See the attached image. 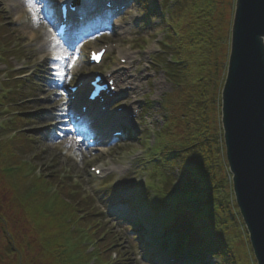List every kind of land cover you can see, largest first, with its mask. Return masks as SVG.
I'll list each match as a JSON object with an SVG mask.
<instances>
[{"label":"rangeland","instance_id":"1","mask_svg":"<svg viewBox=\"0 0 264 264\" xmlns=\"http://www.w3.org/2000/svg\"><path fill=\"white\" fill-rule=\"evenodd\" d=\"M161 1L131 0V8L118 21L123 31L120 30L117 33H112L111 31L103 32L86 42L93 43L102 40L98 44L110 42L118 45L119 49L126 50L130 46V48L132 47V52H139L138 62L140 65L137 74H140L138 80L141 86L135 95V99L132 101L136 107L140 108L141 114L137 121V130L130 136L131 142H118L111 147L96 148L87 153L83 149V146L75 143L74 137L72 138V143L75 147L69 146L64 148L62 146L61 134L55 128H50L49 126L54 115L50 116L49 114L47 116L46 114H40L43 120H39L38 115L34 113L32 114L34 118L31 119V122L19 129L18 122L20 123L24 118H17L14 113L22 112V110L13 109L18 104L19 95L23 94L26 96L24 100H27V104L31 105L30 107L33 109H37L36 105L38 104L36 101L38 99L42 101V98H47V102L55 101L56 105L60 104L63 99H66L65 92H62V90H65L64 80H57L54 73L62 70L66 76L68 73L66 69L68 60H53V56L61 57L60 53H44L46 51L42 52L40 50L46 44L44 39L45 34L47 35L48 32H51L50 34L52 35V29L49 31L51 27L45 28L47 23H44V19H41L39 23H35L27 8L22 9L11 0H0V28L5 25L7 26L6 32L0 31V38L1 41L5 37L10 39V41H7V47L2 45V42L0 43V54L6 52L8 54L6 60L0 57V99L6 93L15 92V96L12 99H9L8 96L9 100L7 99L5 103L0 100V264H63L59 260V254L62 249L57 253L59 259L54 255L48 254L45 250L52 246L51 243L47 245L43 242L42 234L47 232V226L40 219L44 212L43 208L39 209V207H36L40 196L39 194L35 195V192L40 190V188H36V186L31 184L25 186L26 184H23L21 181L22 176L40 180L36 176L37 174L44 176V179H50L51 176L56 175L55 179H59L60 186L57 187L50 181L52 185L49 188L52 187L51 189L56 187L59 190L60 187H66L74 195L83 194L85 197L93 198L94 204L92 203V205H95L98 209L96 213H100V215L92 217L95 221L92 224L96 223V227H93L94 230L98 228L103 229L105 235L100 237L102 240L108 239L111 241L110 238L113 234L117 237L118 243H115L114 246L108 248L106 251H103L98 246L96 240L84 241L83 239V245L86 243L85 246H82L83 249L81 248L83 263L115 264L121 260L120 256H122V264H146L143 258L145 252L142 250V248L146 250L144 243L147 242L148 244L151 242L148 240L150 239L149 236L154 237L157 235L156 233H162L164 226L161 221V215L150 212L151 207L158 201L156 196L163 194L161 191L164 187L163 180L165 177H170V180H178L177 176H179L178 169L170 165L164 167L163 171H160L158 175L152 174L151 162L146 163L151 161L155 154L150 152L153 155L149 156V151L156 145L155 142L158 140L157 137L160 133L162 135L160 142L162 149H178L177 145H181L184 140L182 106L187 101L181 89L169 81L168 76H166L163 70V66L158 65L159 62L169 57L166 54H161L160 57L156 55L158 49L163 47L161 42L165 36L161 26H159L160 18L158 16H145V8L151 5L153 8L159 10ZM236 1L214 0L211 9L213 15L212 22L217 26L216 29L221 28L222 33L227 37V44L224 47L223 55H225V48L229 51L228 59L227 56H220L219 58L220 70L216 71V74H218L219 79L217 78V80L220 82H218L220 88L214 91L215 94L219 95V103H217L218 100L215 101V105L212 106L210 113L212 123H217V127H219V124L222 131V93L228 75L231 51V36L228 38V35H231ZM35 2L41 8V12L38 15L52 10L55 6V1L50 3L47 0H42V3H39V1L35 0ZM45 5H48V7L45 8ZM177 17L175 22L181 24L178 34L180 38L171 41L174 45L171 52L176 54L177 48H184L183 51L181 49L183 53H179V55L177 53V56L186 60L188 59L186 52L190 49L188 45L189 40L186 39V24L189 18L186 16L182 18ZM217 23H221L222 26H219ZM33 34H36L34 39L30 38ZM216 34L218 33L216 32ZM85 54L83 45L78 48L76 53H72V55H76V74L72 84H75L84 74L92 71L86 65ZM72 60L74 61V59ZM151 60H154L153 65ZM141 63L143 64L141 65ZM26 66L29 68L27 71L18 72L19 68ZM109 66L111 67L110 70H112V65L110 64ZM26 72H29L30 77L23 78L20 85L18 83L19 76L26 74ZM5 84H9L10 86L6 88ZM60 93H63V95H60ZM24 100L22 103H25ZM165 100H168L167 109L162 107ZM45 104L48 106V103ZM168 113L171 115L170 121L165 126L163 120ZM39 125L42 128L38 129ZM8 128H11L10 131L5 132ZM22 130H25L26 134ZM24 136H30L33 139L31 142L33 146L32 153L20 157L21 159L18 161H13L12 153H18L15 152L13 145L22 144L20 143V139ZM219 142H222L221 150L224 149L225 153L224 155L222 152L220 154L222 173L218 177L224 180L222 186L224 187V194H228V197L227 201L222 203L224 213H220L221 218L216 219L219 222H222V220L226 221L228 224L227 235L224 234V237L228 241L231 257L236 258L237 264H257L249 243V233L244 225L241 214L237 213L239 212V208L237 205L232 206L231 198L234 197L233 175L229 171L226 162L225 141L220 140V136ZM145 160H147L146 163L144 162ZM97 162L103 164V173L108 177L102 181L107 182V185H104L96 177H91L87 174L88 169ZM13 167H16V169ZM124 168H130L131 175H129V178H123L122 173ZM132 178L140 181V185L135 189L132 198H141L147 189L151 192L150 202H148L150 204L142 202L136 206L134 205V211L140 217V221L150 225L153 223V226H155V233L145 236L148 239H145L143 246L142 244L140 246L136 237L137 234L135 235L134 232H131V226L117 217V214L123 210L119 208L118 204L111 205L109 202L112 190L117 186L119 188L125 187ZM47 188L38 192L47 194ZM49 188L48 190H50ZM224 194L221 193L220 198L223 199L225 197L226 199V195ZM35 197H38V199L36 198V200ZM47 200L48 203L43 201L42 204L47 203V207L51 208L50 211H53L55 208L54 200L52 198ZM50 211L48 212L49 217L52 221H55V216ZM114 212L115 214L112 215ZM65 218L67 219L68 217ZM65 218H63L62 224L67 227V220ZM82 218H84L83 214L78 216L74 221L71 220V224L68 225L69 230L71 229L72 231V227L75 226V232L85 230L87 233L90 232L91 226L86 229L80 223ZM158 224H161V226ZM85 239L87 238L85 237ZM117 244L120 247H117ZM71 249L73 250L72 247ZM68 252L71 251L69 250ZM77 256L76 254L69 255L68 257L72 259V262L69 260L68 263L76 264ZM92 256L99 259V262H93ZM206 262L208 264H221L218 258L215 259L213 256L206 260Z\"/></svg>","mask_w":264,"mask_h":264},{"label":"trees","instance_id":"2","mask_svg":"<svg viewBox=\"0 0 264 264\" xmlns=\"http://www.w3.org/2000/svg\"><path fill=\"white\" fill-rule=\"evenodd\" d=\"M176 1L177 4L172 9L170 5L168 6V2L165 1L166 12L170 18V22L166 23V26H168L166 29L169 38L168 45L172 48L174 45L171 41L180 38L178 34L181 24L175 22L176 17L182 18L186 16L189 18L186 24V39L189 40L190 49L186 52L188 59L180 62L181 58L177 57V53L178 55L179 53L182 54L184 48H177L178 51L175 55L178 60L174 59V61L182 63V65H177L178 67L169 65L168 68L170 69L169 72L172 71L176 76L177 87L181 89L187 99L182 106V127L185 134L181 145H177L182 152L181 155L169 164L157 166L156 169L157 171H163L164 167L169 165L178 169V180L180 183L172 188L175 189V194H182L183 196L178 197V199L172 196L175 199L170 197L172 199L171 202H188V206L184 211H175L177 220L175 228L176 230L184 231V235L181 234L182 236H179V238L188 237L186 239L188 247L192 246L190 254L197 257L196 262L201 263L207 255H214L220 260L221 264H237L236 258L231 257L228 241L224 237V234L227 235L228 224L226 221L222 220V222H219L216 219L221 218L220 213H224L222 203L227 201L228 194H224L225 191L222 186L224 180L218 177L222 173L220 154L221 152L223 155L225 153L224 149L221 150L222 142H219V136L220 140L224 141L222 138L223 131L220 125L218 124L219 127H217V123H212L210 118L212 106L215 105L216 100L219 103V95L214 93L216 89L220 88L218 86L219 80H217L218 74H216V71L220 70L219 58L220 56H227V59L229 57V51L226 48L225 55H223L227 37L222 33V29H216L217 26L212 22L211 9L214 0ZM217 24L222 26L221 23ZM0 31L6 32L7 30L0 29ZM229 36L231 35L229 34L228 38ZM23 97L24 95L21 94L18 99ZM27 123L29 121L21 120L20 123L18 122L19 128L24 127ZM20 140V143L25 147L21 149L23 147L21 146L22 144L13 145L15 152H18L12 153L13 161H18L21 159L20 157L32 153L33 146L31 142L33 139L30 136H24ZM21 181L26 184L25 186L31 184L42 191L46 189L50 181L55 184L59 182L54 177L37 180L33 177L24 176L21 177ZM36 188L35 190H37ZM40 190L35 192V195L39 194L40 196L36 207L44 210L40 219L47 226V232L42 234L43 242L47 245L51 243L52 246L49 249H45L48 254L54 255L57 259H59L60 255L59 260L63 264H69V260L72 262V259L68 256L76 254V256L78 255L76 264H88L83 263L81 248L86 244L84 242L85 244L83 245V239L84 241L96 240L103 251L118 243L114 234L111 235V241L108 239L102 240L100 237L105 235L103 229L97 227L98 229L94 230L93 227H96V223L92 224V222H95L93 218L99 214L96 213L98 212L96 206L92 205V203L94 204L93 198L85 197L83 194L74 195L66 187L57 190L56 193H49L47 190V194L44 192L42 194L38 192ZM221 193L226 195V199L225 197L223 199L220 198ZM36 198L38 199V197ZM51 198L54 200L55 206L53 211H50L51 208L47 207V199ZM231 200L232 206H236L234 197ZM43 201L47 203L42 204ZM161 205L164 206L163 203ZM49 211L55 216V221H52L49 217ZM82 214L84 218H82L80 223L86 229L91 226L90 232L87 233L86 230L75 232V226L72 227V231L71 229L69 230L68 225L71 224V220L74 221ZM65 217L68 218L66 219ZM63 218L68 222H66L67 227L62 224ZM114 236L115 238H113ZM117 247H119L118 244ZM60 249H62L61 252ZM69 250L71 252H68ZM59 252L60 254L58 255L57 253ZM120 257V262L117 261L115 264H122V256Z\"/></svg>","mask_w":264,"mask_h":264},{"label":"water","instance_id":"3","mask_svg":"<svg viewBox=\"0 0 264 264\" xmlns=\"http://www.w3.org/2000/svg\"><path fill=\"white\" fill-rule=\"evenodd\" d=\"M264 0H237L222 126L237 207L264 264Z\"/></svg>","mask_w":264,"mask_h":264},{"label":"bare ground","instance_id":"4","mask_svg":"<svg viewBox=\"0 0 264 264\" xmlns=\"http://www.w3.org/2000/svg\"><path fill=\"white\" fill-rule=\"evenodd\" d=\"M11 1L14 4H17V6H19L22 9H26L27 8L28 0H11ZM48 1H51V0H48ZM121 31H123V30H121ZM44 39L46 41V44L43 47H41L40 50L42 52L46 51L44 53L48 52V53H51V54L60 53L61 58H67V57L72 58L71 55L68 54L63 47L60 46L59 41L57 39H55V38L53 39V36H51L50 33H47V35L45 34V38ZM262 40H263V43H264V38ZM115 77H118V76H115ZM121 118H122L121 116H116L115 120L121 121L122 120ZM38 128H40V126ZM72 145L73 144L70 142L69 146H72Z\"/></svg>","mask_w":264,"mask_h":264},{"label":"snow or ice","instance_id":"5","mask_svg":"<svg viewBox=\"0 0 264 264\" xmlns=\"http://www.w3.org/2000/svg\"><path fill=\"white\" fill-rule=\"evenodd\" d=\"M44 7L47 8L48 5H45ZM27 9H28V12H29L33 22L39 23V21L41 19H44V16L38 15L41 12V8L37 6V3L35 2V0H28ZM49 31H51V28H49ZM53 39H54V37H53ZM101 55H102V53H93L91 58L93 60H95L97 63H99ZM52 59L53 60H60L61 57L60 56H53ZM54 76L59 81H63L65 79V73L62 70L55 72ZM60 95H63V93H60Z\"/></svg>","mask_w":264,"mask_h":264}]
</instances>
